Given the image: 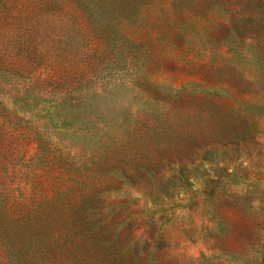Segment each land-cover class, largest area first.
<instances>
[{
  "label": "rangeland",
  "instance_id": "rangeland-1",
  "mask_svg": "<svg viewBox=\"0 0 264 264\" xmlns=\"http://www.w3.org/2000/svg\"><path fill=\"white\" fill-rule=\"evenodd\" d=\"M0 264H264V0H0Z\"/></svg>",
  "mask_w": 264,
  "mask_h": 264
}]
</instances>
